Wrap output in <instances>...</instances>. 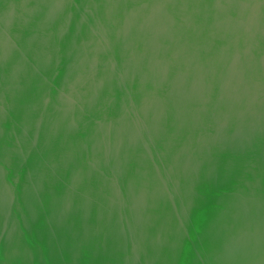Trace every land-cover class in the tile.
Segmentation results:
<instances>
[{
  "label": "water",
  "instance_id": "water-1",
  "mask_svg": "<svg viewBox=\"0 0 264 264\" xmlns=\"http://www.w3.org/2000/svg\"><path fill=\"white\" fill-rule=\"evenodd\" d=\"M141 1L143 0H0V114L17 115L21 118L22 121L15 122L18 124L14 130L17 134L18 131H42L45 125L50 124L46 122L52 116V125L57 126L52 127L53 130L66 135L71 132L78 135V131L82 132L83 137H78L77 142L86 148L97 146L94 143L97 142L101 148L109 143V139L100 135L97 140L93 134L99 130L104 131L103 128H109L117 120L122 123L120 115H130L131 108L118 106L116 103L119 100H128L127 106L133 104L132 114H139L142 110L139 105L134 104L136 100L139 101L141 97L143 100H152L143 105V127L133 120V115L128 117L132 119L130 129L137 134L128 135V139H131L129 159L134 167L128 172L115 170L110 175H105L108 176L107 179H121V183L126 178V186L116 185L117 188H111L116 201L110 211L121 220L118 223L115 220V225L110 224L108 218H98L100 221H90L88 218L77 220L78 213L73 217L69 216L64 224L69 227L89 225L107 229L99 231L98 235L96 232L86 235L77 231L68 234L72 236L70 241L82 244L80 247L84 258L111 257L110 254L91 255L90 248L99 240L105 243L129 241L131 244H139L143 237L142 249L132 245L127 252L117 251L125 253L133 261L131 264H177L185 261L187 253L183 255L184 258L182 253L179 254L176 261L173 259L172 246L176 240L186 242L189 239L182 238L185 233H176L177 237L171 229L178 225L181 228L188 225L176 222L180 218L175 221L171 211L175 212L178 208L187 212L191 205L196 206L201 200L197 199L198 196L237 193L236 186L225 191L221 183L215 181L219 177V171L209 175L208 172L211 171L205 173L204 164L209 162L208 157L212 158L214 155L217 156V161L221 160V156L226 157L223 152H213L219 146H240V143H230L225 135L230 136L231 133L228 129L226 133V128L219 126L226 116L224 114L234 113L241 117L243 110L245 116L250 102L254 107L249 109L257 116L264 108L257 105L264 102V0H149L144 4L150 7L148 12L147 9L143 11V7L137 8L142 5ZM210 2L214 3L211 11L202 8L204 4L210 5ZM165 10L163 18L166 22L179 20L175 25L166 24L169 32L166 31L168 34L163 35L167 48L165 53L172 54L173 63L171 58H167L165 63L169 67H161L162 62L152 60L156 59L154 55H158L160 50L156 47L159 45L148 40L143 42L142 71L141 64L134 62V57L125 59L122 56L124 46L131 49L132 53L141 50L139 43L133 48L131 42H126L125 37L129 35L130 28L126 22L139 19L142 15L145 18L143 22H146L149 17L157 18L156 13L162 12L163 16ZM47 17L51 20H47ZM204 21L210 24V31L203 25ZM147 26L154 30L150 32L152 34L165 32L155 26V23ZM185 27L184 31L182 28ZM135 35L136 31H132L131 36ZM196 42L200 49H195ZM177 44L179 46L174 47ZM109 47L120 60L109 61V56L105 55L95 57L96 54L92 51H108ZM209 47L212 51L208 50ZM175 49L179 52V62H175ZM189 53L192 54L191 58ZM172 65L175 68L178 66L176 74ZM124 66H131L133 71H125ZM188 67L195 68L194 72L189 73ZM88 68L94 69L92 72L98 74L89 83V73L86 71ZM239 99L243 103L247 102V106L234 105L222 112L220 104L214 105ZM238 108L240 110L237 112ZM192 112H195V120L189 121ZM106 115H110L112 119L104 117ZM157 115H164V121H151ZM27 116L33 118L30 125L26 120ZM108 120L110 123H106ZM142 128L143 135L140 133ZM4 131L10 130L5 128ZM161 131L164 134L157 135ZM215 133L216 137L212 136V141L209 139V144H213V151L203 155H195L199 151L197 149L188 151L198 145L204 146L206 134ZM222 133L223 137H218ZM70 139L66 138L67 148L78 146L76 140ZM61 140L60 135L59 143H63ZM108 145L117 147L118 143L111 140ZM160 147L173 150L161 153ZM65 152L62 154L63 160H52L53 163H59L52 170L53 178L62 177L59 172L64 164L74 163L71 167H65L66 171L73 169L75 173V169L82 170V166L78 164L82 161L80 153L72 148ZM103 153L104 149H101L98 160L101 164L107 160ZM121 154H110L113 160L109 162L125 167L127 160ZM234 160L233 158L231 161ZM182 161L191 162L188 165L190 168H183ZM225 161H230L228 156L227 160L223 159ZM211 162L214 163L212 159ZM107 179L97 177L95 184L98 187H91V191L89 186L87 193H95L96 197L108 195V188L103 186L105 181L108 182ZM204 180H211L209 187ZM125 198L128 202H125ZM187 199H190L189 204ZM105 204L110 203L107 201ZM102 208L96 205L92 212L96 216H104L101 212L107 208ZM205 208L213 209L209 213L211 215L217 211L216 206L208 205ZM89 209L86 206L79 210L82 214L91 211ZM197 209L204 210L201 206ZM85 216L87 215L84 214L83 217ZM117 224L129 230L125 233L126 242L123 241L124 236L118 238L115 236L117 233L110 231ZM158 229H162L161 232ZM167 229L171 232L167 233ZM177 249L188 252L181 245ZM141 258L143 263H134V259ZM196 259L199 258L196 256Z\"/></svg>",
  "mask_w": 264,
  "mask_h": 264
},
{
  "label": "flooded vegetation",
  "instance_id": "flooded-vegetation-1",
  "mask_svg": "<svg viewBox=\"0 0 264 264\" xmlns=\"http://www.w3.org/2000/svg\"><path fill=\"white\" fill-rule=\"evenodd\" d=\"M148 1L149 0L141 1L140 3L142 5L137 8L141 9V7H143V11L147 9L148 12L150 9L149 5H144L148 3ZM138 3L136 5H138ZM210 3V5L204 4L202 8L206 9L207 11H211L212 4L214 3ZM216 4H218V2ZM159 8L163 9L161 6ZM175 9L177 10V8ZM172 11L175 10L172 9ZM165 14L166 10L164 11L163 16L162 12L159 14L156 13L155 15L158 16L157 18L149 17L150 19L148 18L146 22H143V20H145V18L143 19V15L140 16L139 19L136 18V20H129L126 22V24L130 25L128 33L129 35H126L125 37L126 42H131L133 48L134 46L136 47L137 43H139L141 50L139 52L135 51L132 53V51H130L131 49H129L127 46H124L122 56L125 59H131L134 57V62L141 64L142 71L143 42H147L148 40H150L149 42L151 43L159 45L156 47H159L160 51L158 52V55H154L156 59L152 60L157 61L158 63L162 62L161 67H167L166 65L169 67V64L165 63L167 58H171V62L173 63V56H171L172 54L170 55L165 53L167 48L164 45L163 35L168 34L166 33V31L169 32L168 27L175 25L176 21L179 20L177 19L171 23H168L166 20H164L165 18H163ZM47 20L50 21L51 18L47 17ZM219 22H221V20ZM152 23H155V26H159L161 31L165 30V32H160L158 35L150 33L153 29L147 25ZM178 23L177 26H179ZM207 23L208 22L204 21L203 25L208 31H210V24ZM220 25H222V23H220ZM188 27L190 28V26ZM182 29L185 31L186 27ZM132 31H136L135 36H131ZM178 46L179 44L174 47ZM194 46L195 49H200L199 43L197 45L196 42V45ZM208 50H211V48L209 47ZM92 51L96 54L95 57L101 58L105 55L109 56L107 59L109 61L115 62L116 60H120L117 55H113L110 47L108 51H99L96 49ZM176 51V49L173 51L174 56L176 57L175 62H179V52ZM188 56L191 58L192 54L190 55L189 53ZM177 67L178 66L175 68V66L172 65V69L175 74L177 73ZM123 68L128 72L132 70L131 66L126 68L124 66ZM205 69H208V67ZM134 70H136V67H134ZM194 70L195 68L188 67L189 73L191 71L193 73ZM86 71L89 73V81L87 82L89 83L90 80L93 82L94 78L98 76V74L93 73L94 69L92 68ZM79 82L80 81H78V83ZM82 82L83 81H81V83ZM127 101L119 100L116 104H118V106L124 105L126 108H131V112L134 111L132 109L133 104L127 106ZM148 101L152 100H148V98L143 100V97H141L139 101L136 100L134 103L142 108L139 114H132L130 112V115L129 113L120 115L119 119L123 121L122 123L117 120L119 122H112L109 128H103L104 131L99 130L93 134L94 138L97 140L100 135L109 139L107 140V142H109L108 144H110L111 140H113L115 143H118L117 147H112L107 144L100 148L98 143L94 142L97 146L86 148V146L80 144V142H77L78 137H83L82 132L78 131V135L72 132L66 135L65 133L59 132V130H53L52 127L57 128V126L52 125V118H54L52 116H50L46 122H49L50 124L45 125L42 131H37V133H35V130H30L31 132L18 131L17 134L14 130L15 126H18V124L15 122L22 121L21 118L17 115L0 114V264L133 263V261L131 262V260L127 258L125 253L122 254V251L118 252L117 250H124V252H127L128 247H132V245L135 247H141L142 249L143 237L140 241L141 243L139 244H131L129 241L126 242L125 240L127 239L125 237V233H128L129 230L119 227V224H117L116 226H113L110 231H113L114 234L117 233L115 236L118 238L124 236L125 239L123 241L126 243L119 242L116 244V241H107L105 243L104 241L101 242L99 240L97 243L93 244V248H90L92 251L91 255L95 256L102 254L103 256H106V254H110L111 257L102 259L92 257L84 258L82 247H80L82 244L70 241L72 236H69L68 234L77 231V233H86V235L89 232H96L98 235L99 231H106L107 229L105 227L100 228V226L93 227L89 225L85 227L79 226L80 228L69 227L64 224V220H67L69 216L73 217V215L78 213L79 214L76 216L78 217L77 220L80 218H88L90 221H96L98 218H108L107 220H110V224L114 223L115 220L117 223L119 220H121L118 216H115L113 211H110L116 201V197L112 194L114 192H112L111 188L116 187V185L124 186L126 184V178H124V181L121 183V179H107L108 176L105 175H107V173L110 175L111 172L115 170H126L128 172V170L134 167V163H132V161L129 159L131 158L128 153L131 150V139H128V135L137 134L134 133L132 129H130V126L132 125V119H128V117L130 118L133 115V120L138 122L140 127H143V105H145L144 103H148ZM251 103L252 102H250L248 106L254 107L251 105ZM218 104H220V111L222 112L234 105L238 107L245 105L247 106V102L243 103V100L241 99L236 101H223L221 103H214L216 106ZM257 105L264 106V102H259ZM249 107L246 108L248 114L245 116L243 115V110L241 117L237 115L235 116L234 113L224 114L226 116L219 125L226 128V133L227 129L229 130V133H231L230 136L227 134L225 135L229 138L228 141H230V143H240V146H234L231 144L233 147L226 148L219 146L218 148L214 149V147H212L213 144L209 143L212 141V136L216 137L215 133L213 135L206 134L204 146L198 145L196 148H189L188 150L190 152L196 149L199 150L194 153L195 155L196 153H199L198 155L209 153L213 151L212 149H214V153H225L226 160L228 156L230 161L223 162V159H225L224 156L220 157L222 161H217V156L215 155L212 158L208 157L209 162L204 164L206 166L204 172L206 173L207 171H211L208 172L210 173L209 175H211L213 172L216 173V170L219 171V177L215 181H219L221 183L220 185L223 186L225 191L231 190V188H235L236 186L237 193H223V195L218 194L215 196H198L197 199L201 200L196 206L192 207L191 205L189 209H187V212H183V210L178 208L175 210V212L171 211L172 215H174L173 219H175V221L176 218H180V220L176 222L188 225L183 228L178 225L174 226L173 230L171 229L172 233H175V235L176 233L179 235L180 233H185L183 234L182 238L187 237L189 239V241L186 242H177L175 239L176 243L172 246L174 255L173 259H178L177 256H179L181 253L182 258H184L183 255L187 253V257L184 258L185 261L183 263L179 262L177 264L264 263V108L258 113L257 116L256 114L251 113L252 111L249 109ZM239 110L240 109L238 108L237 112ZM193 114H195V112H192L191 118H188L189 121L191 119L195 120V116ZM163 116L157 115L151 119V121L157 120L158 123L159 121L162 122L164 121L162 120ZM31 117L27 116L26 118V120L28 119V125L31 124L33 119ZM104 117L107 118L108 115ZM108 119H112V117L109 115ZM5 120L7 121L6 124L4 123ZM109 121L110 120L106 121V123H110ZM5 128L9 129L10 131H4ZM140 133L143 135V128L140 130ZM159 133L160 134L157 135L164 134L163 131ZM205 133H208V131ZM152 134H155V132ZM60 135L62 138L61 141H63V143H59ZM222 135H224V133L221 135L218 134V137ZM67 137L71 138L70 140L72 141L76 140L75 142L78 146L70 148L80 153V158L82 161L78 162V164L82 166V170L75 169V173L73 172V169H71L72 171H66L64 168L71 167L74 163L72 165L64 164V166H62L61 172H59L61 173L60 175H62V177L53 178L52 170L59 163H53L52 160L55 159L58 161V159H64L62 154L66 153L65 151L70 149L67 148ZM209 139L211 141H209ZM101 149H104L103 155L105 158L107 157V160H104L105 162H103V164L98 161L100 159L99 154ZM171 150L173 149L167 150V148L160 147L159 151H161V153H168ZM176 151V153H179L178 150ZM120 152L123 154L125 160H127L125 167H121L120 164L117 166L116 163H110L113 160L111 159L110 154H119ZM229 154L232 156L229 157ZM5 155L6 157H4ZM233 158L235 160L231 161ZM211 159L214 161V163L211 162ZM189 163L191 164V162ZM189 163L184 162L182 165L183 168L189 167ZM199 165H201V163H199ZM84 168H86L85 172L83 171ZM212 168L215 170L212 171ZM63 170H65V172H63ZM81 172L84 173L80 174ZM88 175L91 176V178L84 179V177ZM101 176L103 179L108 180V182L104 180L105 182L103 183V186L108 188V190H106L108 195L103 194L101 197H96L95 193H87V191H89L87 189L89 186L90 188L98 187V185L95 184V179ZM115 181L118 183L115 184ZM210 182L211 180H204V183L208 187V183ZM181 184L183 185V182ZM92 189L93 188L90 190L92 191ZM193 198L194 197L192 196V199ZM124 200L125 202H128L126 198ZM189 200L190 199H187L188 204ZM107 201L110 204H105ZM130 201L131 198L129 199V202ZM96 205H98V208L100 206L103 207L102 209L107 208L106 211L104 210L101 212L102 214H105L104 216H96L94 211L92 212ZM208 205L213 207L216 206L215 209L217 211H215V214H209L213 209L205 208L208 207ZM86 206L88 209L90 208L89 210L91 211L89 212L91 213L82 212L81 214L79 209L86 208ZM199 206L203 207L204 210L197 209ZM84 214L87 216L83 217ZM181 214H186V216L182 217ZM97 221H100V219ZM61 223H63V225H61ZM160 230L162 229H158V231ZM171 231L170 229H167V233H170ZM163 244L164 243H162V245ZM180 245L182 248L187 249L188 252L186 250H179L180 248L177 249L180 247ZM191 253L193 254V258ZM112 255H116V257H112ZM196 256L199 259H196ZM135 262L143 263V259H134V263Z\"/></svg>",
  "mask_w": 264,
  "mask_h": 264
}]
</instances>
